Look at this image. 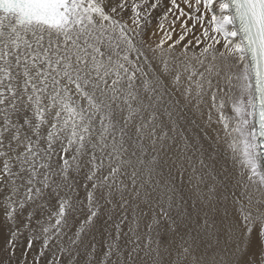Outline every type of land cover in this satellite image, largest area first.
<instances>
[{
  "label": "snow or ice",
  "instance_id": "snow-or-ice-1",
  "mask_svg": "<svg viewBox=\"0 0 264 264\" xmlns=\"http://www.w3.org/2000/svg\"><path fill=\"white\" fill-rule=\"evenodd\" d=\"M0 264H264V0H0Z\"/></svg>",
  "mask_w": 264,
  "mask_h": 264
}]
</instances>
